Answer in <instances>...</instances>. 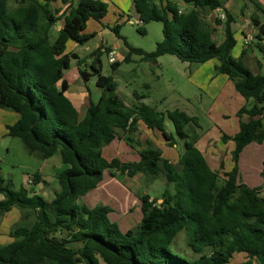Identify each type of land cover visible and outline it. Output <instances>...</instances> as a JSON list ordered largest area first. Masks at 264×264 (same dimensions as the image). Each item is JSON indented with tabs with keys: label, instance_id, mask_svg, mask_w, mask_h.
<instances>
[{
	"label": "trees",
	"instance_id": "obj_1",
	"mask_svg": "<svg viewBox=\"0 0 264 264\" xmlns=\"http://www.w3.org/2000/svg\"><path fill=\"white\" fill-rule=\"evenodd\" d=\"M132 2L143 23L137 32L144 35L146 25L161 23L162 40L152 53H145L127 44L120 25L107 27L127 50L122 62L110 64L111 71L129 63L132 55L146 62L169 55L195 65L215 60V73L227 77L246 101L236 112L238 132L220 138L224 145L233 143L230 171H225L223 161L218 171L211 170L196 147L197 118L179 110L158 112L141 103L145 95L136 93L137 104L126 105L117 95L113 77L101 74L102 48L90 54V63L66 52L69 42L84 46L94 37L85 33L90 21L103 26L106 3L0 0V110L19 116L6 128V137L18 139L29 154L43 160L58 153L66 167L57 177L58 190L50 201L30 193L26 186L13 191L10 182L0 176V217L13 208L34 217L29 226L10 231L11 243L0 247V264H264V185L248 187L241 182L238 169L243 150L264 142V75H253L240 59L232 57L234 20L227 11L223 22L216 21L223 26V42L217 45L212 40L201 14L223 9L222 0ZM179 2L188 10L179 13ZM58 4L60 7L54 8ZM252 24L256 35L246 47L257 50L264 60V22L252 18ZM71 61H75L84 84L95 77V86L101 90L82 118L64 95L68 84L63 75ZM250 101L254 104L249 105ZM166 121L174 135L166 132ZM138 123L158 133L168 147L176 141L182 143L183 152L176 163L163 158L151 145L139 153L136 162L103 158V148L119 139L118 131L130 133ZM110 170L130 178H163L173 192L165 190L159 199L138 197L141 220L135 229L124 233L110 220V207L90 209L82 202ZM261 176L264 179V161ZM32 178L33 186L40 183L38 175ZM183 231L192 257L170 249ZM239 254L245 261L233 263L234 255Z\"/></svg>",
	"mask_w": 264,
	"mask_h": 264
},
{
	"label": "rangeland",
	"instance_id": "obj_2",
	"mask_svg": "<svg viewBox=\"0 0 264 264\" xmlns=\"http://www.w3.org/2000/svg\"><path fill=\"white\" fill-rule=\"evenodd\" d=\"M106 4L108 5V13L105 20L103 21L104 30L101 34H96V36H94V38L84 46H78L75 50L76 53H78L80 57L86 59V63H90L92 58L89 57V54L94 49H96L101 43H103L99 46L100 48H103L102 52L104 54L101 57V74L103 76L113 77V80L117 86V95L126 105L132 107L133 105L137 104L135 98L133 97V93H136L137 95H145L146 98L142 100L141 103H144L146 106L156 109V111H160L163 113L174 110H180L186 113H190L199 120L204 132L209 130L210 135H216L217 133L212 127V121H214V117L212 118L211 115L209 116V113H212L213 116H215L216 113L212 112L211 110H215L218 108L213 103L211 96L215 93V91H212L211 89L210 92L207 80H202L201 82L204 88H198V86H196L190 80V78L193 79V74L195 73V70L200 69L203 70L206 74L209 73V71H211L210 65H195L181 63L175 57L169 55L159 57L155 61V63L146 62L142 59V57L132 55L129 63H122V65L116 72H112L107 57L108 51L104 44H107L108 46L113 48L115 50L116 57L118 58L125 56L124 51L126 49L123 43L119 41L114 36V34L107 29V27H113L116 24L120 25V35L125 39V41L130 47L142 50L145 53H152L155 50L156 44L160 43L162 40V25L161 23L152 22L144 27V35H142L137 32L138 26L130 24L127 21V14L132 11L131 0H107ZM59 7L60 5L58 4L55 5L54 8ZM116 7H123V14L121 12H117ZM201 16H203L204 23L206 24L207 28L211 31L212 28H214L215 26L214 20L216 18H218L222 22L225 20L220 19L221 16H223L222 12L220 14V17H216L214 13L207 11L202 13ZM133 19L135 22L136 18L133 17ZM96 29H98L97 23L90 21L87 25V33L94 30L98 31ZM58 30L59 27L54 28V30L52 31V37H55L56 31ZM213 36L216 37V33L213 32ZM243 46L246 47L245 43ZM72 47V43H69L67 45V51H71L70 49ZM238 50L239 48L237 46L232 52V57L235 59H237L238 57ZM253 51L256 56H259L257 50L253 49ZM248 54L251 55L252 53L248 52ZM246 58H253V56H247ZM117 60H119L118 62H122L123 58H119ZM246 62L251 68H255L253 60L250 59ZM156 63L158 64L156 65ZM86 70L88 72H91L88 68ZM73 72H76L75 61H71L70 69L64 74L69 83V77L72 76ZM254 72L256 71L254 70ZM95 80V77H91L85 84L86 88L89 89L92 93L96 91ZM82 103L83 109L81 110V115L83 116L87 101L85 100ZM222 113L224 112L220 111L219 115H221ZM165 125L166 132L168 134L173 133V127L168 121H166ZM137 139L141 142L142 148L146 147L145 141H151L149 140V138L145 137L144 133ZM206 145L207 150L210 153L214 154V158L215 160H217L218 163H220V161H223L225 169H229L232 167L230 159L231 151L228 147H218L217 141H214L213 139L207 140ZM176 146L177 147L174 148V150L170 149L171 151H169L172 153V155L175 154L177 159V155L179 156L183 152V145L180 141H176ZM114 147L115 145L112 147L113 151L119 152V145L117 144V147ZM5 148H8L9 151L6 152ZM254 148L255 145L249 146V149L245 151V155L240 161L242 166V170L240 171L241 178L243 181H247L250 186H255L256 184H259V178H261L259 170L260 168H262V163L264 161V147L261 148V150L259 151H254ZM107 152V149H103L104 158L106 160H109V158H112L113 155H110V157L108 158ZM120 152L123 151L120 150ZM59 158V154L57 153V155H55L50 162L53 163ZM43 162L44 161L39 157V155L29 154L24 149L23 145L18 139L7 138L3 142V145L0 146V176L4 180L10 182L11 189L13 191H19L21 188L25 187L27 176L37 174L38 171L41 170ZM105 176L106 178H108L107 173H105ZM117 182L122 186L123 184H125V187L127 186L128 188H130L133 192H135V194H138V196H140L139 194L146 193L152 199L161 198V195L164 193L165 190L167 192H173V187L167 186L163 178H157L156 180H153L145 178L142 175H137L134 179L131 180L127 178H119ZM37 190L39 193H42L47 198V200H50V198L52 199L51 188H49V186L42 187L40 189L38 188ZM108 195L109 197L113 196L111 192H109ZM121 198L119 200L120 203ZM124 199L126 200L127 198L124 197ZM95 200H97L96 202L99 205L102 204V199L99 200L97 195L95 196ZM157 201H160L161 203V199ZM124 203H126V201H124ZM125 206L126 204L119 205L117 206V210L120 209V211L123 212ZM128 216L132 218V221H126L123 223H129V227L135 229L138 224H134V220L138 219V222L136 223H139V219L141 218L140 209ZM122 218L123 217L121 215V220ZM110 219L112 221L114 220V217H111ZM33 221L34 217L31 214H27L25 212H21L19 210L14 209V211H12L11 213L0 217V228L2 230H13L17 226H29L33 223ZM116 223L117 225H119L118 222ZM119 227L122 230L126 229L124 226L119 225ZM185 242L186 233L183 231L177 236L170 249L173 252H176L184 257L194 256L190 249L186 246ZM244 261L245 256L241 254L234 255L233 263ZM253 264H255V262Z\"/></svg>",
	"mask_w": 264,
	"mask_h": 264
},
{
	"label": "crops",
	"instance_id": "obj_3",
	"mask_svg": "<svg viewBox=\"0 0 264 264\" xmlns=\"http://www.w3.org/2000/svg\"><path fill=\"white\" fill-rule=\"evenodd\" d=\"M101 1L104 3H107V0H101ZM116 1H122V0H116ZM222 3H223V5H222L223 9H217L215 11H211V13H214L216 15V17H218V16L220 17L221 12L223 14H225L224 11H227V13L232 16L234 22L231 25V30L234 33V38L236 40L235 47L238 46V48H239L238 53H237V55H238L237 59H240L243 63L245 62L244 65L251 71V73L253 75H261V76L264 75V60H262L259 56H256L254 54L253 48L243 46L244 41L246 39L254 38V36L256 35V30L254 29L253 24H252V18L256 19L260 23L264 22V14H263V12H264V0H250L249 2L244 1V0H222ZM179 5H180L182 10H185V9L188 10V8L187 7L185 8V6H183L182 3L179 2ZM131 7H132V11L127 14V21L130 24H133V22H134L133 17L137 19L138 15L135 13L133 2L131 4ZM116 11L121 12L123 14V7H116ZM133 14H134V16H133ZM105 18L102 20V23H101L102 25L104 24L103 21L105 20ZM216 21H219V19L216 18L214 20L215 26H214V28H212V31L211 30H209V31L212 34V40L213 41L215 40L216 44L219 45L224 40V32H223L222 24L217 25ZM97 25H98V29H96V30H98V31L94 30V31L87 33V29H86L85 33L86 34H93L94 36H96V34H98V33L101 34L102 31L104 30V27H103L104 25L101 26L98 23H97ZM213 32L216 33V35H217L216 37L213 36ZM215 41H214V43H215ZM69 43H71V42H69ZM101 44H103V43H101ZM104 45L106 46L107 49L110 50L108 52H113L115 54V50L113 48H111L107 44H104ZM72 46L73 47L70 49L71 51L66 50V52L67 53H74L79 58L84 59L83 57H80L78 55V53H76V51H75L78 46L73 44V43H72ZM235 47H234V49H235ZM96 49H94V50H96ZM233 50H232V52H233ZM124 52H125V56H126L127 50H125ZM232 52H231V55H232ZM248 52H251L252 54L250 55V54H248ZM90 54H89V57H90ZM247 56H253V58H246ZM115 57H116V54H115ZM124 57L122 56L119 58H124ZM119 58L116 57V62L119 61V60H117ZM250 59L254 61L255 68H251L248 65V63L246 62L247 60H250ZM157 64L158 63H156V65ZM216 64L217 63L215 60H212V61L205 63L204 65H210L211 71H209V73L206 74V73H204L203 70L198 69V70H195V73L193 74V79L190 78V80L196 86H198V88L199 87L204 88L202 86L203 84L201 82H202V80H207V84H209L210 92H211V89H212V91L213 90L215 91V93L212 94L211 96H212L213 103L218 108L215 110H211L212 112L216 113L215 116H213L212 113H209V116L211 115L212 118L214 117V121H212V127L215 129L217 134L216 135H212V134L210 135L209 130L204 132L202 125L200 124L199 120L197 119L198 124L200 126V129L198 130L199 140L197 141V144H196V147L202 153V155L205 158V160L207 161L209 167L213 171H218L217 168H219V163L217 162V160H215L214 154L210 153L207 150V147H206L207 146L206 145L207 140L213 139L214 141H217L218 147L221 148V146L222 147L226 146L229 148L230 151H232L233 150V143L228 142L227 144L224 145L221 143L220 138H221L222 134H226L227 136L232 137L238 132L239 121L236 118V112L241 107L246 105V101L238 93H236V91L234 90L233 84L227 79V77H225L223 75H218L215 73L214 67ZM201 67H203V66H201ZM253 69L256 72H254ZM65 72H64V74H65ZM74 74H75V76H74ZM63 78L68 84V90L65 92L64 95L67 99L70 100V102L74 106L75 110L78 112L79 117L82 118L84 116V114H83V116L81 115V110L83 109V107H82L83 103L82 102L85 100L87 101V104L85 106V110H86L90 101L95 103L98 100V98L101 94V90L96 88L95 92H93V93L90 92V90L86 88L85 84L83 82H81V79L79 78V75L77 73V68H76V72L75 73L73 72L72 76L69 77L70 83L66 79L65 75H63ZM248 104L253 105L254 102L250 101ZM85 110H84V113H85ZM220 111H223L224 113L219 115ZM158 112H160V111H158ZM182 112H184V111H182ZM161 113H163V112H161ZM186 114L190 117H195L190 113H186ZM216 118H218V119H216ZM18 119H19V116L17 114H15L11 111L0 110V146H2L3 142L8 138V137H6V132H7L6 128L14 125L18 121ZM242 120L244 122H246L247 118L244 117ZM261 121H262V126L264 129V116L261 117ZM143 133H144L146 138H149V140H151L150 142L145 141V145H146L145 148L141 147L142 144L137 139L138 137L142 136ZM118 136H119V139L118 140L116 139L115 141H113L111 143L112 145L110 144L111 146L109 145V146L103 148V149L108 150V152H107L108 158L110 157V155H113V157L109 158V160H107V161H111L112 159H118L122 162H136L139 160V153L148 149L150 145H151L150 147L152 149L160 150L162 152L163 158L169 160L170 162L176 163L178 160V155H177V159H176V155L175 154L172 155V153L170 152L171 151L170 149L174 150V148H176L177 146L173 145V147H168L165 140L158 133L152 132V131L146 129L144 127V125L141 123H138V125L130 133L125 134L122 131H118ZM117 144L119 145L120 150L123 151L124 153L120 152V150H119V152L113 151L112 147L115 145L114 148H116ZM251 145H255L254 151H259V150H261V148L264 147V142L260 145H258V144H251ZM251 145H249V146H251ZM249 146L243 150V152L241 153V155L239 157V162H238L239 176H240L241 182L244 183L245 185H247L248 183L245 180H244L245 181L244 182L241 178L240 171L242 170V166H241L240 161L243 159V157L245 155V151L249 149ZM5 151L8 152L9 149L5 148ZM55 155H57V154H55ZM102 156H103V150H102ZM53 157L46 159V160L42 159L44 161L42 168H41V170L38 171L37 174H35L41 178L39 184H37L35 186L25 184V186L29 188L30 193H36V194L42 196L45 200H47V198L42 193H39L37 189L49 186V188H51V194H52V198H53V193L58 190L57 177L61 174V172L63 170L66 169V167L61 163L60 158L58 160H55L53 163H51L50 161ZM219 157H220V155H219ZM103 158H104V156H103ZM230 169L231 168L225 169V171H230ZM262 170H263V163H262V168H260V170H259V174L261 177V178H259L260 179L259 184H256L255 186H250L248 184L247 185L248 187L257 188V187H261L264 185V179L261 176ZM108 172H112L113 176L109 175ZM108 172H105V173H107L108 178H106L105 173H104V178H103V181L101 182V184L95 190L88 193L82 199V202L88 208H90V209L94 208L95 206L99 205L96 202L97 200H95V196L97 195L99 200L102 199L101 201H102L103 206H108L113 210V213H111L109 215V218L114 217V220H112L113 223L118 222V224L120 226H124L126 229L122 230L118 225L119 229L125 233L129 230H133V228L129 227V223H123V222L132 221V218L129 217L128 215L133 214L138 209H140V203H139L138 197L144 196L147 194L142 193V194H139L140 196H138V194H135V192H133L130 188H128L127 186L125 187V184H123V186H122L121 184H119L117 182V180L119 178H127V179L131 180V179H134L137 175L130 178L126 175H121L116 171L110 170ZM32 176H27V178L28 177L32 178ZM109 192H111V194L113 196L109 197V195H108ZM117 196H119V197H117ZM124 197L127 199L125 200ZM120 198H121V203L119 202ZM50 200H51V198H50ZM50 200H47V201H50ZM124 201H126V203H124ZM157 202L160 203V201H157ZM102 204H100V205H102ZM123 204H126V206L124 207L125 209H123V212L120 211V209L117 210V206L123 205ZM14 209H16V208H13L9 213L14 211ZM16 210H18V209H16ZM9 213H7V214H9ZM7 214H5V215H7ZM28 214H30V213H28ZM5 215H3V216H5ZM121 215L123 217L122 220H121ZM117 217H118V219H117ZM141 217H142V215H141ZM139 220H141V218ZM119 222H121V223H119ZM134 222H135L134 224H139V223H136V222H138V219H135ZM10 231L11 230H9V229L2 230L0 228V247L6 246L9 243H11V239L9 237ZM100 264H103V263L100 261Z\"/></svg>",
	"mask_w": 264,
	"mask_h": 264
},
{
	"label": "built area",
	"instance_id": "obj_4",
	"mask_svg": "<svg viewBox=\"0 0 264 264\" xmlns=\"http://www.w3.org/2000/svg\"><path fill=\"white\" fill-rule=\"evenodd\" d=\"M183 11H185V10H182V9L180 8L179 13H181V12H183ZM220 19H225L224 14H223V16H221ZM133 24L136 25V26H138V27L143 26V23L139 20V18H137V19L135 20V22H133ZM251 41H252V38H248V39H246V40L244 41V43H245V45H247V44L250 43ZM107 57H108V62H109L110 64H113V63L116 62V57H115V54H114L113 52H108ZM263 116H264V114H263ZM26 184H27V185H32V184H33V179H32L31 177H28L27 180H26Z\"/></svg>",
	"mask_w": 264,
	"mask_h": 264
}]
</instances>
